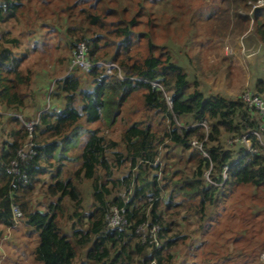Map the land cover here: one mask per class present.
<instances>
[{"label":"trees","instance_id":"1","mask_svg":"<svg viewBox=\"0 0 264 264\" xmlns=\"http://www.w3.org/2000/svg\"><path fill=\"white\" fill-rule=\"evenodd\" d=\"M249 1L258 0H0V240L16 224L17 204L29 230L39 234L35 254L43 264H76L82 255L81 264H182L187 258L180 260L181 254L202 248L198 236L222 217V264H264V209L249 207L251 218L263 219L244 246L229 247L242 240L247 225L239 235H224L226 199L246 186L264 191V151L232 165L244 146L227 145L228 138L246 132L245 121L257 125L256 110L241 94L207 96L172 53L187 32L219 38L253 30L264 44V6L252 22ZM81 41L91 61L115 62L123 77L99 65L82 76L74 72L79 67L68 70ZM51 83L56 91L47 107L46 95L37 91ZM253 88L264 96V76ZM133 95L144 108L138 120L127 118ZM119 118L126 125L120 140L92 128L115 125ZM31 121L30 137L25 123ZM30 139L34 154L22 160L17 152ZM166 140L171 145L162 157L160 184L144 166L159 169L152 163ZM15 159L19 173L9 170ZM72 162L78 165L70 167ZM127 162L132 170L119 174ZM225 165L232 166L224 180ZM82 179L92 183L91 207L78 185ZM124 190L131 192L127 201ZM115 206L125 208L128 223L111 231L106 216ZM194 211L197 227L185 231ZM64 220L72 223V233ZM252 222L247 224L254 227ZM143 223L145 243L138 233ZM153 225L160 227L155 234ZM238 249L243 254L235 258Z\"/></svg>","mask_w":264,"mask_h":264},{"label":"rangeland","instance_id":"2","mask_svg":"<svg viewBox=\"0 0 264 264\" xmlns=\"http://www.w3.org/2000/svg\"><path fill=\"white\" fill-rule=\"evenodd\" d=\"M201 0H195V2H200ZM215 0H203V2H210L213 3ZM206 6V4H204ZM161 29V27H160ZM162 30V29H161ZM161 33V32H160ZM204 33V32H203ZM181 40L179 39V45L173 46L172 53L176 60L184 66L189 72V79L194 84L197 81V85L199 88L205 91L207 96H210L215 93H221L227 96H237L244 92L247 89L253 90V86L256 85L257 81L264 76V44L261 43L258 36L255 34L253 30H248L241 35L236 34H228L226 37H219V38H212L209 37V33L206 31L202 35V37L195 38L191 33H184L182 34ZM186 35H190L186 37ZM212 39V40H210ZM240 43H242L243 47H240ZM228 48H232L235 54H231ZM255 51V53H252ZM196 53H200L196 55ZM71 56V55H70ZM200 58H197V57ZM70 67V68H69ZM104 67V66H102ZM68 70L71 69V66H68ZM56 69V68H55ZM85 71V70H83ZM82 71H74L76 75L82 76L85 74ZM112 74V73H111ZM195 75V77L193 76ZM90 86L89 84H87ZM56 89L54 88V84L51 83L38 90V93L46 95V105L49 107L51 104L50 102V93H55ZM141 95V92H138ZM127 109L131 112V114L127 115V118H133L134 120H138L142 117L144 113V108L141 104V98L139 95H133L131 103L127 106ZM132 109L138 110L134 112ZM153 114V112H151ZM125 116V114H124ZM177 125L180 128L184 127L185 124L179 118L175 117ZM84 121V120H83ZM124 120H118L115 125L110 126L109 123H95L92 124V128H96L98 126L102 129V134L109 139L120 140L121 133L124 130ZM187 121V120H186ZM155 126H159L158 123ZM86 128V126H85ZM86 135L82 136V139H86ZM170 149V142L164 141L159 146V156L152 164L159 165V169L157 171H152V166H144V169L148 172L149 176L152 177L157 174L158 182L162 184L161 178V171L163 169V165L165 164V160L162 158L165 156L166 150ZM123 148V146L118 147V149ZM75 152V151H73ZM78 164L76 162H72L69 164L70 167H75ZM137 166L134 168V172H136ZM131 168V163L127 162L125 167L123 168L122 172L119 174L127 173ZM209 176V171H206V177ZM80 189L83 192L84 201L89 207L92 205L93 201V187L90 180L82 179L78 183ZM131 193V192H130ZM126 190L122 192L125 200L127 201L128 195L130 194ZM168 192L164 191L163 196H167ZM256 195V196H254ZM36 197V196H35ZM41 198V197H39ZM149 201L153 202L154 197H149ZM255 201V202H254ZM239 202H241L242 206H239ZM255 203V204H252ZM252 206L255 210H263L264 209V191L261 189H252L250 186H246L243 188H237L233 194L228 197L224 203V212L227 216V220L229 224V228L225 231L224 235L226 237L236 236L241 234L245 225L248 226L249 231H243L242 233V240L237 243H231L230 248H235L236 246L242 247L247 243L248 236L251 235V231H253L257 226L261 227L260 221L263 219L261 216L251 218V216L255 215L249 207ZM258 206H261L257 209ZM189 209H194L191 207ZM220 213L222 215V202L220 204ZM241 211V212H240ZM240 212V213H239ZM195 211L192 213V218L190 221V228L187 227V224L184 225L185 231H190L197 227L196 216L194 215ZM242 216H248L243 218ZM220 218V217H219ZM22 222V218H19L16 221V224ZM67 224V229L70 233H72V229L70 228L69 224L72 223L67 220H64ZM248 221H253L255 223L254 227L252 224H247ZM25 226V222L23 221ZM213 224L208 227L207 232L202 236H198V241H201L203 245L202 248H197L196 245L195 249H192L189 253L181 254L180 260L184 257L187 258L185 263L182 264H206V260L209 263H213L212 261L218 259V264H222V251H224L225 244L222 245V217L212 222ZM226 225V224H225ZM224 225V226H225ZM85 227V226H84ZM10 228V227H9ZM12 228V227H11ZM28 228V226H27ZM29 229V228H28ZM29 230V239L33 240L34 242L38 243L39 234L35 232L34 228L30 227ZM14 230V227H13ZM17 229H15L16 231ZM248 233V234H247ZM14 234V233H13ZM13 234H8L3 236L0 240V243L3 241L2 248H0V264H43L41 260H39L35 254V247L34 242H30L26 246L24 254H21V250H16L15 247H12V252L9 250L7 245L9 244V239L7 240L8 236L11 239ZM12 235V236H11ZM247 235V236H246ZM11 236V237H10ZM36 243V244H37ZM22 246V245H21ZM223 248V249H222ZM243 254V249H238L234 251V256L237 257L238 254ZM241 258V257H240ZM243 259V258H241ZM86 259L82 255L79 260H76V264H81L85 262ZM181 261H177L174 264H177ZM231 264H236L231 262ZM241 264V263H240Z\"/></svg>","mask_w":264,"mask_h":264},{"label":"built area","instance_id":"3","mask_svg":"<svg viewBox=\"0 0 264 264\" xmlns=\"http://www.w3.org/2000/svg\"><path fill=\"white\" fill-rule=\"evenodd\" d=\"M250 4H252V10L249 12V14L252 17V22L254 20V11L259 8L260 6H264V0H258L256 2L249 1ZM242 48V43L239 44ZM230 50L231 54H235L234 50L231 48H228ZM252 53H255L253 51ZM99 65L104 66V71L107 74H113L116 73L119 77H123L121 73V69L119 65L115 62H103V61H97L93 62L89 58V48L85 41H81L78 43L76 48L72 52V57L70 61L71 68L79 67L82 70L89 71L93 66ZM156 84V83H154ZM241 97L243 100L252 108H255L257 113V125L255 127H249L248 122L245 121V126L247 128L246 132L235 137H230L227 139V145L229 147L235 145L238 142H242L244 149L238 156L235 157L234 162L232 165L238 163L241 160L249 161L252 159V156L255 154L261 153L264 151V96L261 94L255 92L254 90L247 89L244 92L241 93ZM168 102L170 105H172V101L168 97ZM21 120L24 122V119L21 115H19ZM243 117V116H242ZM36 123V121L26 122L25 124L28 126L29 135L32 136L33 133V126ZM202 124L208 129V125L206 122H202ZM195 146H199L201 148V145L197 143V141L192 142ZM33 141L30 139L25 146L20 148L17 152V155L20 159L25 160L28 157H31L32 154H34L33 151ZM205 155L206 152L204 153ZM13 167L9 169L13 172H20L17 167V160L12 161ZM232 165H225L223 169V177L224 180L228 177V170ZM25 181L28 182V179L26 176ZM207 180L210 181L209 176L206 177ZM12 212L13 217L16 221H18L19 218L22 217L23 212L20 209L19 205L13 204L12 205ZM126 210L124 207H112L110 211L108 212L106 219H107V226L108 228L113 231L116 229L123 230L128 223V217L125 214ZM148 225L142 224L138 228V233L141 238L142 242L147 241L148 237ZM160 228L158 225H153V227L150 229V232L152 234H155L156 230ZM262 259L264 260V253H262Z\"/></svg>","mask_w":264,"mask_h":264},{"label":"crops","instance_id":"4","mask_svg":"<svg viewBox=\"0 0 264 264\" xmlns=\"http://www.w3.org/2000/svg\"><path fill=\"white\" fill-rule=\"evenodd\" d=\"M22 222L20 221L18 224H15L14 226H12V228L11 227L8 228L5 235H7L8 232H9V234L14 233L13 236L11 235L12 236L11 239L8 236L7 240L9 239L8 241H9L10 245H7V246L9 248V250H11V252H12V247H15L17 251L19 249L22 252L21 254H24L25 248H26V246H28L27 244L29 243L30 239H29V235H28L29 229ZM13 227H14V230H13ZM15 229H17V230L15 231ZM30 242H34V241L30 240ZM36 243L37 242H34V247H35V245H37ZM2 244H3V241L0 243V248L3 247ZM11 245H12V247H11Z\"/></svg>","mask_w":264,"mask_h":264}]
</instances>
